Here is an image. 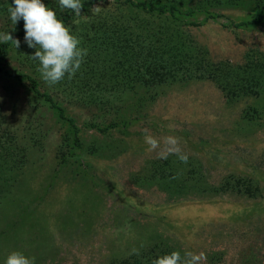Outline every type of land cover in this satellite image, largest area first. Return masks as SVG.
Masks as SVG:
<instances>
[{
	"label": "rangeland",
	"instance_id": "1",
	"mask_svg": "<svg viewBox=\"0 0 264 264\" xmlns=\"http://www.w3.org/2000/svg\"><path fill=\"white\" fill-rule=\"evenodd\" d=\"M11 1L0 32L20 47L0 65V264L13 251L35 264H151L172 251L264 264V20L238 27L264 0L162 14L134 6L165 0H81V17L42 0L88 50L55 86ZM146 134L161 147L179 138L187 163L160 159Z\"/></svg>",
	"mask_w": 264,
	"mask_h": 264
},
{
	"label": "clouds",
	"instance_id": "2",
	"mask_svg": "<svg viewBox=\"0 0 264 264\" xmlns=\"http://www.w3.org/2000/svg\"><path fill=\"white\" fill-rule=\"evenodd\" d=\"M58 5L62 12L70 10L76 17L82 16L81 0H58ZM100 10V7L91 9L93 12ZM7 11L13 25L23 20L24 42L29 48H35L34 55L29 58L38 62L37 71L41 80L48 86H55L64 80L65 76L71 80L81 68L88 50L80 47L81 40L57 18V13L42 3V0H12V6H8ZM8 42H11L15 49L20 47V41L13 39L9 32H0V43ZM144 132L148 133V130L144 129ZM145 143L149 145V151L160 149V159L175 155L182 163L186 164L188 161V155L182 151L177 137H164L161 147L159 140L146 134ZM139 254V249L136 248L130 253ZM206 259L203 252L197 254L186 251L181 256L179 251H172L170 254L156 257L151 264H202ZM4 264H35V258H29L21 251H13L5 258Z\"/></svg>",
	"mask_w": 264,
	"mask_h": 264
},
{
	"label": "trees",
	"instance_id": "3",
	"mask_svg": "<svg viewBox=\"0 0 264 264\" xmlns=\"http://www.w3.org/2000/svg\"><path fill=\"white\" fill-rule=\"evenodd\" d=\"M219 1L223 2L222 4L224 6H226V7L232 6L233 3H234V5L238 4V3H236L238 0H219ZM241 1H245V0H240V2ZM5 3H6V0L5 1L4 0H0V6H3ZM169 4H178L180 7H183L185 5V0H165L164 3L161 6H159V7H157V6L149 7L145 3H138L134 7H136L137 9H142V10H144L146 12L157 11L160 14L165 13L166 11H169V10H171V11H177L178 10V8L176 6L175 7H168ZM204 4H205L204 2L196 1L194 3V6H195L194 8L199 7L198 9H200V10L204 9ZM7 6H12V1L11 2H7ZM258 8H259V3L257 2V5L255 7L256 11H257ZM259 12L255 13L253 15V17H251V20H249L248 22L238 24V27H242V26L243 27H248V26H251V25H258V24L262 23V21L264 20V13H262V12L259 13ZM208 14L211 15L212 13H208ZM9 49H10V42L1 43L0 44V65H1V62H3L6 59V57L8 56ZM2 72H4V69L0 68V73H2ZM147 72L149 73V70ZM14 78L19 80V81H21V80H23L25 78H29V77H25L23 75H17ZM30 80L34 84L33 85L34 86L33 90H34L35 94L40 95L39 90L37 89V82L32 80V79H30ZM46 98L50 101L48 96ZM57 109H58V111L60 112L61 115L64 114V112H62L63 110L61 108H57Z\"/></svg>",
	"mask_w": 264,
	"mask_h": 264
}]
</instances>
